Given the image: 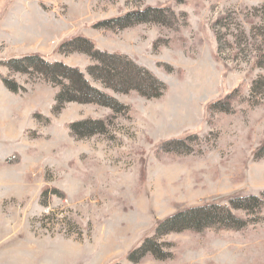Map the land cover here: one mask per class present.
Here are the masks:
<instances>
[{
	"label": "rangeland",
	"instance_id": "374dc122",
	"mask_svg": "<svg viewBox=\"0 0 264 264\" xmlns=\"http://www.w3.org/2000/svg\"><path fill=\"white\" fill-rule=\"evenodd\" d=\"M149 7L153 21H114ZM78 35L127 55L166 91L109 89L88 73L91 45L60 49ZM35 54L79 68L127 109L71 102L54 113L59 87L7 67ZM236 88L229 111L209 112ZM86 119L109 121L106 132L73 135L69 125ZM190 134L191 154L157 152ZM262 147L264 0H0V264H135L127 255L147 236L171 243V256L137 264H264V212L241 231H154L191 206L260 196Z\"/></svg>",
	"mask_w": 264,
	"mask_h": 264
},
{
	"label": "trees",
	"instance_id": "16d2710c",
	"mask_svg": "<svg viewBox=\"0 0 264 264\" xmlns=\"http://www.w3.org/2000/svg\"><path fill=\"white\" fill-rule=\"evenodd\" d=\"M157 9L149 7L144 11L129 12L114 19L121 28H128L137 24L153 21V13ZM107 24L101 22L100 25ZM91 45L92 50L88 53L95 61V64L88 68V73L96 80H100L106 86L118 93H129L132 91L142 94L147 98H159L166 91V85L142 68L127 55L121 53H108L97 50L95 44L82 35H78L63 41L60 49L76 44ZM11 71L24 74L36 72L44 77L52 85L59 87L60 91L56 96L54 113L60 112L67 103L78 102L82 104H97L111 108L114 113L119 114L127 107L121 104L111 95L94 87L79 69L66 65L63 62H49L44 56L35 54L23 58H14L7 62ZM4 85L13 93L18 94L24 88L15 80L1 76ZM239 92L236 88L224 98L212 102L208 106L209 112L229 111L232 108V100ZM224 106V108H221ZM110 120V119H108ZM107 120L86 119L69 125L73 135L81 134L93 136L106 132ZM199 140L197 134H190L184 137L172 138L163 141L158 153L186 155L193 152L194 143ZM264 150V147L258 152ZM264 212V192L260 196L248 195L231 198L227 205L218 202H208L202 205L191 206L180 210L166 219L159 220L154 231L159 234H183L203 233L207 230L218 231H241L246 229L250 220L248 216L262 214ZM171 243H161L154 237L147 236L140 247L134 248L128 253V259L132 263H140L144 258L151 256L157 260H167L171 253L167 252L165 246Z\"/></svg>",
	"mask_w": 264,
	"mask_h": 264
}]
</instances>
